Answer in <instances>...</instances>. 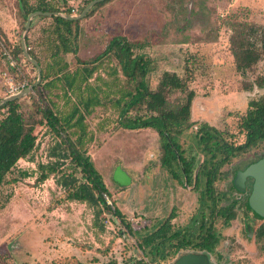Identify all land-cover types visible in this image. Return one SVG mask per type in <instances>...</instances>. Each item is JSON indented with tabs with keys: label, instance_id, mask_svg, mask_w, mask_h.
I'll list each match as a JSON object with an SVG mask.
<instances>
[{
	"label": "rangeland",
	"instance_id": "obj_1",
	"mask_svg": "<svg viewBox=\"0 0 264 264\" xmlns=\"http://www.w3.org/2000/svg\"><path fill=\"white\" fill-rule=\"evenodd\" d=\"M35 1L30 3L34 5ZM51 1L74 17L85 6V0ZM18 11L17 0H0V100L7 97V79L11 78L14 85L27 87L37 80L30 63L26 61L25 67L18 65L13 69L2 54L3 49L10 52L21 42L25 21ZM234 22L264 25V0H109L89 17L80 19L78 52L63 55V59L69 71H73L78 67L77 59L91 61L114 36L145 43L137 53L152 60L154 69L148 76L152 89L163 72H174L186 78L188 89L195 93L191 121L218 129L233 127L236 116L247 109L250 101L264 97V59L245 75L235 69L230 49ZM50 23V19L41 17L31 20L26 37L35 51L39 49L43 29ZM40 53L37 55L42 57ZM96 65L99 69L95 75L107 85L93 80L90 83L101 88L100 97L108 96L102 99L105 106L86 118L87 130L93 136L86 148L109 191L110 197L104 198L106 203L112 207L113 202L135 232L151 231L171 211L175 216L171 220L174 229L189 226L197 212L205 211L199 203V192L193 186L177 183L160 166L161 149L156 132L117 128V113L109 103L117 96L114 91L130 86L122 76L116 82L111 74L113 68H118L114 57H104ZM54 93L59 95L60 91ZM31 96L36 97L33 89L18 99L25 111L34 109ZM60 97L52 96V102L65 103ZM177 97L175 94L171 99ZM195 129L194 126L184 133L180 142L187 155L193 154L200 161L202 157L195 148L199 144ZM47 131L35 127V149L26 157L29 161L41 149H44L41 154L51 155L59 138ZM262 154L264 142L221 169L223 179L215 184L217 193L228 192L227 196L239 200V204L236 219L226 228L218 225L221 240L215 254L209 255L211 264H264V238L259 241L255 238L264 220L246 212L243 203L248 193L229 191L234 171ZM119 170L129 179L128 185L115 183L113 175ZM34 177L26 164L22 168L15 166L0 188V264H72L73 261L127 264L141 258L135 238L127 235L123 224L112 214V208L108 211L99 205L102 213L94 217L96 208L65 198L57 185V175H52L49 182L48 197L36 198L37 185L42 182ZM190 252L208 256L205 252L186 250L160 264H175L180 255Z\"/></svg>",
	"mask_w": 264,
	"mask_h": 264
},
{
	"label": "trees",
	"instance_id": "obj_2",
	"mask_svg": "<svg viewBox=\"0 0 264 264\" xmlns=\"http://www.w3.org/2000/svg\"><path fill=\"white\" fill-rule=\"evenodd\" d=\"M92 1L85 0L83 9ZM108 1L94 5L85 18ZM17 4L24 21L36 11L71 15L69 10H60L51 0H36L34 5L30 0H17ZM41 18L50 19L51 23L42 31L38 51L31 48L28 38H25L29 56L41 69V80L33 88L36 97H30L34 109L25 111L19 100L8 101L0 106V112L3 111L0 117V188L18 160L26 158L35 149V127L46 128L59 141L51 152L55 162L40 166L36 181L42 182L57 175V185L62 188L65 198L96 208V218L102 213L99 205L108 211L112 208V214L123 224L127 235L135 238L142 255L127 264H160L186 250L215 254L221 240L218 225L228 227L237 217L236 206L239 204V200L227 196L228 192L217 193L215 184L223 179L221 169L224 166L264 142V97L250 101L247 109L236 116L233 127L218 129L206 123L196 124L191 121L195 93L188 89L186 78L165 71L155 88L150 87L148 76L154 69L152 60L137 53L145 47V43L114 36L102 53L89 62L77 59L78 67L69 71L63 55H76L78 52L80 20L59 16ZM231 28L230 49L235 69L245 75L264 59V25L234 22ZM39 51L42 57L37 55ZM10 53L19 61L18 56L22 55L21 42ZM108 56L114 57L118 64V68L111 70L115 81H119L120 75L130 86L119 87L114 91L113 94L117 96L109 103L117 113V128L150 129L156 132L161 149L160 166L168 171L174 181L193 186L199 192V203L201 208L205 207V211L197 212L187 227L174 229L171 220L175 216L174 211H171L151 231L135 232L114 203L111 207L104 199L110 195L87 153L86 146L93 141V136L87 130L86 118L95 109L105 106L102 99L107 98L108 94L100 97L101 88L90 82L101 81L95 75L99 69L96 64ZM35 81H31L30 85L33 86ZM257 86L262 87V84ZM54 91H60L59 95ZM175 94L178 97L172 100ZM60 95L65 103H53L52 96L61 98ZM194 126V136L199 143L195 148L202 157L200 161L193 154L187 155L180 142L183 134ZM263 157L264 154L249 161L235 170L234 175ZM66 160L68 164H65ZM232 182L233 178L229 191L237 192ZM243 206L255 219L264 220L249 209L247 197ZM255 238L257 241L264 238V222L258 227ZM72 264L80 263L73 261Z\"/></svg>",
	"mask_w": 264,
	"mask_h": 264
},
{
	"label": "water",
	"instance_id": "obj_3",
	"mask_svg": "<svg viewBox=\"0 0 264 264\" xmlns=\"http://www.w3.org/2000/svg\"><path fill=\"white\" fill-rule=\"evenodd\" d=\"M108 0H93L90 2L81 12L79 16H68L66 14L62 13H49V12H40L36 11L31 14H29L26 18L25 25H24V32L21 38V48H22V55L24 59L30 63L34 69L36 70L37 73V80L33 86L26 87L25 89L5 97L4 99L0 100V106L3 105L5 102L8 101H13V100H18L23 97H26L33 87L39 84L41 80V69L38 63L33 60L26 49L25 46V38L26 34L30 28L31 25V20L34 17H62L68 20H80L85 17L87 12L96 4L100 2H104ZM114 181L121 185V186H126L129 184V179L126 177L125 173L121 170L117 171L113 175ZM250 179L252 181L251 183V188L247 197V205L249 209L257 215L260 218H264V157L258 160L255 163H252L248 165L244 170H239L235 173L234 178H233V187L234 189L242 194L245 193L247 190V180ZM248 230H250L248 228ZM175 264H211L209 257L204 254H197V253H186L183 255H180L178 259L176 260Z\"/></svg>",
	"mask_w": 264,
	"mask_h": 264
},
{
	"label": "built area",
	"instance_id": "obj_4",
	"mask_svg": "<svg viewBox=\"0 0 264 264\" xmlns=\"http://www.w3.org/2000/svg\"><path fill=\"white\" fill-rule=\"evenodd\" d=\"M2 54L3 56H5V58L8 61L9 67L10 68H17L18 65H21L23 67L26 66L27 62L24 58H21L19 60V62H17V60H15L13 58V56L11 55V53L9 51H6L5 49L2 50ZM20 67V66H19ZM6 85H7V96L9 95H13L23 89H25L27 87V85H14V82L11 78L6 80ZM44 149H41V151H43ZM34 151V150H33ZM41 151H39V153L36 155L33 154V158L31 161H29L28 158H24V159H20L18 160V162L16 163V167L17 168H22V164H26L32 171L34 174V178L35 180L37 179V172L39 170L40 166H45L48 165L50 163L55 162V158H53L51 155H48V153L46 154V152H43V154H41ZM28 159V160H27ZM52 181V176L47 178L46 180L42 181V183H39L37 185V190H36V198H45L46 196L48 197V193H47V188L50 187L49 182ZM48 183V184H46ZM47 199V198H46Z\"/></svg>",
	"mask_w": 264,
	"mask_h": 264
},
{
	"label": "flooded vegetation",
	"instance_id": "obj_5",
	"mask_svg": "<svg viewBox=\"0 0 264 264\" xmlns=\"http://www.w3.org/2000/svg\"><path fill=\"white\" fill-rule=\"evenodd\" d=\"M249 182H251L252 183V181L250 180V179H248L247 180V182H246V184H247V190H246V192H245V194L246 193H248L249 194V191H250V188H251V183L249 184ZM249 190V191H248ZM247 197H248V195H247ZM264 219V218H263ZM248 228L251 230V228L248 226ZM250 230H249V232H250ZM190 253H192V252H190ZM184 254H186V253H184ZM183 255V254H182ZM208 257H209V260H210V256L208 255ZM211 263V262H210Z\"/></svg>",
	"mask_w": 264,
	"mask_h": 264
},
{
	"label": "crops",
	"instance_id": "obj_6",
	"mask_svg": "<svg viewBox=\"0 0 264 264\" xmlns=\"http://www.w3.org/2000/svg\"><path fill=\"white\" fill-rule=\"evenodd\" d=\"M144 130H146V129H144ZM147 130H150V129H147ZM153 131V130H152ZM116 183V182H115ZM106 186V185H105ZM106 188H107V186H106Z\"/></svg>",
	"mask_w": 264,
	"mask_h": 264
}]
</instances>
